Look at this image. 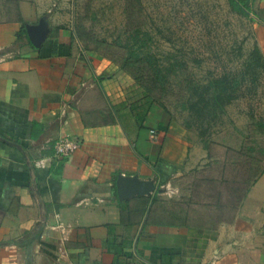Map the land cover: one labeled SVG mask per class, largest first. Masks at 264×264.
<instances>
[{
  "label": "crops",
  "instance_id": "obj_1",
  "mask_svg": "<svg viewBox=\"0 0 264 264\" xmlns=\"http://www.w3.org/2000/svg\"><path fill=\"white\" fill-rule=\"evenodd\" d=\"M244 1L264 57V0ZM18 13L25 25L45 17L48 34L29 47L0 18V264H264V169L236 208L221 204L227 218L203 221L176 184L191 167L185 131L156 107L136 129L123 106L131 85L81 49L65 16ZM63 136L79 147L56 159ZM118 175L164 192L118 201Z\"/></svg>",
  "mask_w": 264,
  "mask_h": 264
},
{
  "label": "rangeland",
  "instance_id": "obj_2",
  "mask_svg": "<svg viewBox=\"0 0 264 264\" xmlns=\"http://www.w3.org/2000/svg\"><path fill=\"white\" fill-rule=\"evenodd\" d=\"M20 3L37 7L40 16L59 13L70 21L72 32L81 30L113 45L118 53L132 52L140 60L147 57L151 66L162 71L167 81L156 94L161 106L152 107L185 131L191 158L190 169L176 184L185 197L193 195L190 199L196 204L191 207L201 212L203 221L211 212L227 218L232 209L216 205H224L236 186L233 153L243 152L237 174L241 178H249L264 165V136L258 128L264 119V57L263 67L255 71V82L250 85L246 78L239 85L238 97L221 112L213 114L205 108L200 90L196 93L189 86L204 85L221 74L231 79L243 72L240 64L253 46L258 48L260 35L249 12L237 15L227 0H0V18L13 19ZM116 70L124 87L131 85V92L138 91L127 75ZM216 161L225 166L226 183L216 178ZM254 161L258 162L254 165ZM206 178L214 180L206 184Z\"/></svg>",
  "mask_w": 264,
  "mask_h": 264
},
{
  "label": "trees",
  "instance_id": "obj_3",
  "mask_svg": "<svg viewBox=\"0 0 264 264\" xmlns=\"http://www.w3.org/2000/svg\"><path fill=\"white\" fill-rule=\"evenodd\" d=\"M227 2L231 10L237 15H248L247 6L244 0H227ZM13 21L19 24L18 31L15 34V41L17 42V40L22 37L26 39L24 31L25 22L20 17L18 11L14 16ZM73 33L76 40L80 43L81 49L83 51L94 53L101 58L106 59L133 81V85L135 86V88H137L138 91L128 93V97L125 100L123 106L127 109L129 115L131 116L136 129L141 128L150 108L154 104H158L159 106H161L159 100L156 97V94L157 92H161L165 88V84L167 81L166 76L159 68L151 66L147 57L140 60L132 52H126L125 54L118 53L116 47H114L113 45H109L104 41L97 40L96 38L89 36L78 29H76ZM26 42L28 46L31 47L27 39ZM244 59L245 61L240 64L243 68V72L235 75L236 77H233L232 75L230 79L228 75L221 74L218 77L209 78L204 85L189 86V89L196 93L198 90H200L199 94L201 102H204L205 108L210 110L213 114L215 112H221L224 106L228 105L231 101L235 100L238 97L237 91L239 89V85L244 83L246 81V78L249 79L248 83L250 85L255 82L256 69H261L263 67L262 56L258 48L256 46H253L252 49L248 52L247 58ZM143 62L144 64L146 63L144 66L142 65ZM258 128L261 132L260 134L264 136V119L259 123ZM250 150L251 149H249L248 151ZM242 155L243 152L241 150L234 152L233 163H231V170L233 171L235 177V179H233V183L236 186L230 191L231 195H229V198H231L232 196V200L229 199V205L233 202L235 208L238 206L242 198H244L249 187L253 184V182L258 178V176L264 169L263 165L260 170L255 171V173H253L252 176L247 179H244V177H239L237 174L239 172V169L241 168ZM257 162L258 161H254V165ZM224 167V165H219L216 161L215 167L213 168V171L216 172V178L219 182L222 183H226V180L223 177ZM213 180L214 179H207L206 184H209ZM164 184L165 183H160L159 186ZM192 186L195 188L196 184L193 183ZM155 200L156 197L154 196L152 197L150 203L153 204ZM221 207L222 205L218 204L217 208ZM173 218L174 217H170L171 220L167 223H174L175 220H172ZM182 222L183 221H181L180 223Z\"/></svg>",
  "mask_w": 264,
  "mask_h": 264
},
{
  "label": "water",
  "instance_id": "obj_4",
  "mask_svg": "<svg viewBox=\"0 0 264 264\" xmlns=\"http://www.w3.org/2000/svg\"><path fill=\"white\" fill-rule=\"evenodd\" d=\"M24 31L29 44L33 48H38L48 34L46 18H40L36 25H24ZM114 185L118 201L127 200L133 196H149L164 192L157 182L142 181L135 175L130 177L118 175Z\"/></svg>",
  "mask_w": 264,
  "mask_h": 264
},
{
  "label": "built area",
  "instance_id": "obj_5",
  "mask_svg": "<svg viewBox=\"0 0 264 264\" xmlns=\"http://www.w3.org/2000/svg\"><path fill=\"white\" fill-rule=\"evenodd\" d=\"M149 138H154V132L149 131ZM79 147L77 140L71 139L67 136L59 137L50 145L53 157L56 159H66L72 155Z\"/></svg>",
  "mask_w": 264,
  "mask_h": 264
}]
</instances>
